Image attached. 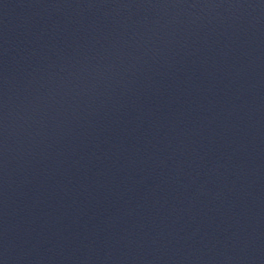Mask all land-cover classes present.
I'll use <instances>...</instances> for the list:
<instances>
[{
  "label": "water",
  "instance_id": "obj_1",
  "mask_svg": "<svg viewBox=\"0 0 264 264\" xmlns=\"http://www.w3.org/2000/svg\"><path fill=\"white\" fill-rule=\"evenodd\" d=\"M22 264H264V0H6Z\"/></svg>",
  "mask_w": 264,
  "mask_h": 264
}]
</instances>
